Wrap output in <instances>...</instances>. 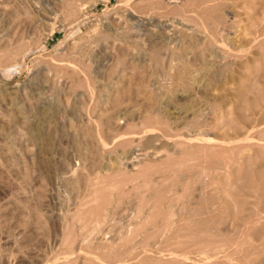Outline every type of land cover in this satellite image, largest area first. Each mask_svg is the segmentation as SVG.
<instances>
[{
	"label": "rangeland",
	"instance_id": "obj_1",
	"mask_svg": "<svg viewBox=\"0 0 264 264\" xmlns=\"http://www.w3.org/2000/svg\"><path fill=\"white\" fill-rule=\"evenodd\" d=\"M0 264H264V0H0Z\"/></svg>",
	"mask_w": 264,
	"mask_h": 264
},
{
	"label": "bare ground",
	"instance_id": "obj_2",
	"mask_svg": "<svg viewBox=\"0 0 264 264\" xmlns=\"http://www.w3.org/2000/svg\"><path fill=\"white\" fill-rule=\"evenodd\" d=\"M136 2V1H135ZM139 3V2H138ZM141 6V5H140ZM140 9V8H139Z\"/></svg>",
	"mask_w": 264,
	"mask_h": 264
}]
</instances>
